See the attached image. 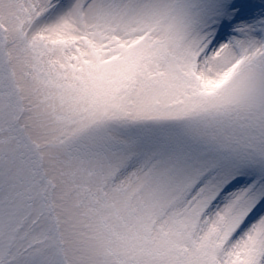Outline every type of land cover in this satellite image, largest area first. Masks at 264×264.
<instances>
[{
  "label": "snow or ice",
  "instance_id": "snow-or-ice-1",
  "mask_svg": "<svg viewBox=\"0 0 264 264\" xmlns=\"http://www.w3.org/2000/svg\"><path fill=\"white\" fill-rule=\"evenodd\" d=\"M0 264H264V0H0Z\"/></svg>",
  "mask_w": 264,
  "mask_h": 264
}]
</instances>
